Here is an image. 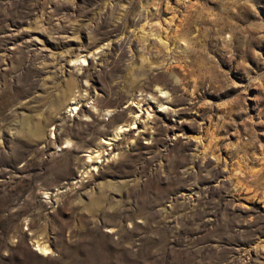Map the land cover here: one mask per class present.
<instances>
[{
  "label": "rangeland",
  "instance_id": "rangeland-1",
  "mask_svg": "<svg viewBox=\"0 0 264 264\" xmlns=\"http://www.w3.org/2000/svg\"><path fill=\"white\" fill-rule=\"evenodd\" d=\"M0 264H264V0H0Z\"/></svg>",
  "mask_w": 264,
  "mask_h": 264
},
{
  "label": "bare ground",
  "instance_id": "bare-ground-1",
  "mask_svg": "<svg viewBox=\"0 0 264 264\" xmlns=\"http://www.w3.org/2000/svg\"><path fill=\"white\" fill-rule=\"evenodd\" d=\"M133 23V22H132ZM131 32V31H130ZM131 34H133V32L131 33ZM82 58V57H81ZM80 58V59H81ZM82 60H84V59H82ZM145 61V60H144ZM165 93V92H164ZM76 99V98H75ZM77 103V102H76ZM76 103H74V98H71V100L68 102V109H69V113H76V108H77V106H76ZM139 107V106H138ZM137 107V108H138ZM136 108V107H135ZM137 110V109H136ZM139 110H137V112H135V118L137 117V116H139V112H138ZM159 111V110H158ZM149 113V112H148ZM145 117H146V115H145ZM140 120V119H139ZM141 121V120H140ZM143 122V121H142ZM136 123V122H135ZM127 127H129V128H133V127H136L135 125H134V123L132 122L129 126H127ZM127 127H118V130H116V132L114 133V135H117V134H119V132L121 131V130H125V129H128ZM125 132V131H124Z\"/></svg>",
  "mask_w": 264,
  "mask_h": 264
}]
</instances>
